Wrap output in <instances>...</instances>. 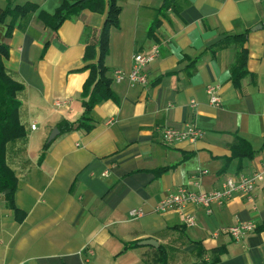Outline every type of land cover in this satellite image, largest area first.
I'll list each match as a JSON object with an SVG mask.
<instances>
[{"label":"crops","instance_id":"1","mask_svg":"<svg viewBox=\"0 0 264 264\" xmlns=\"http://www.w3.org/2000/svg\"><path fill=\"white\" fill-rule=\"evenodd\" d=\"M27 1L33 0H0V11L8 2ZM62 1H35L38 8L25 27H15L9 37L10 18L0 23V45L8 53L0 59L24 86L18 100L25 130L6 149L18 182L14 204L25 215L18 222L0 194V264H162L158 247L165 264L264 263V0H175L153 37L148 28L163 0H116L119 27L110 30L104 59L116 99L93 107V128L86 134L61 133L58 126L82 112L80 93L88 77L83 67L95 61H86L84 50L105 15L85 9L52 33L38 14H53ZM242 32L249 74L235 87L230 66L236 47L213 54L207 47ZM155 47L147 85L115 80L116 70L130 71L135 53ZM208 86L217 88V106L209 103ZM58 99L66 103L56 106ZM186 126L203 136L161 141L162 127ZM55 128L59 133L47 143ZM237 138L255 151L252 159L231 157ZM254 172L263 179L250 194H234L210 214L188 205L194 226H185L176 211H154L180 187L210 191L227 177ZM133 208L144 215L131 217ZM244 221L256 228L239 239L222 232ZM147 239L157 246L139 244ZM131 242L138 245L123 252ZM215 249L222 253L212 263Z\"/></svg>","mask_w":264,"mask_h":264},{"label":"trees","instance_id":"2","mask_svg":"<svg viewBox=\"0 0 264 264\" xmlns=\"http://www.w3.org/2000/svg\"><path fill=\"white\" fill-rule=\"evenodd\" d=\"M33 1H27L21 6H13L10 2L0 11V23H3L6 17L10 18V22L6 26V37L11 35L15 27L24 28L29 21L31 15L37 10L38 5ZM175 0H163L159 8V16L151 23L148 28V35L153 37V30L160 23V16L168 9H174ZM90 10L98 14H104V22L99 31L95 34L93 41L86 45L84 50V59L86 61L94 60L83 67L88 71V77L83 84L80 93V105L82 112L74 121L63 120L59 123L58 129L61 133L79 131L88 133L93 128L92 110L95 105L104 100H115V95L111 89V80L107 76V68L104 65V59L109 52V33L112 28L119 27L118 15L121 11L116 0H63L55 9L53 14L40 12L39 20L49 28L52 33L56 32L59 26L66 20L78 16L83 10ZM247 33L225 34L219 40L207 47L211 54L220 49L230 46L236 47L237 51L235 59L230 66V77L235 87L240 86V81L247 76V58L248 50L246 47ZM45 44L44 48L46 47ZM7 47L0 45V57L7 56ZM199 57L190 60V65L196 64ZM189 65V66H190ZM24 90L22 83L14 80L3 66L0 59V194L6 200V205L15 211V219L21 222L24 213L20 211L14 204V195L17 190V178L14 171L6 162L7 145L25 135V130L19 120L20 102L18 94ZM48 147L45 144L41 156ZM232 158L252 159L255 155L250 146L241 138L236 139V143L231 146ZM230 157V158H231ZM161 168L158 172L164 171ZM240 169V168H239ZM138 242L127 243L123 246V252L136 247ZM159 262L165 264L166 256L161 247H158ZM214 257L212 263L219 260L221 249L213 250ZM264 264V263H262Z\"/></svg>","mask_w":264,"mask_h":264},{"label":"built area","instance_id":"3","mask_svg":"<svg viewBox=\"0 0 264 264\" xmlns=\"http://www.w3.org/2000/svg\"><path fill=\"white\" fill-rule=\"evenodd\" d=\"M158 56V48H153L150 52H137L133 55L132 66L129 72L122 70L115 71V80L126 78L131 83L145 86L148 83L146 68L156 60ZM209 96V103L217 106L220 101L217 97L216 86H208L206 90ZM65 100H55V105L65 104ZM193 103V101H192ZM32 129L35 125L30 126ZM161 141L164 144H174L180 141H196L203 136V132L194 127L186 126L184 128L162 127L160 130ZM105 174V172H104ZM263 179L261 172H254L250 175L237 174L227 177L219 188L210 191L193 190L187 187H180L172 193L162 197L154 206V211L163 213L168 211H176L180 214L183 223L187 227L194 226L196 218L193 214L186 212L188 205L200 206L206 214L212 212L214 205H220L229 200L234 194L245 193L250 194L256 184ZM141 208H133L129 211L131 217H141L144 215ZM255 224L249 221L239 222L229 228L223 230L233 239H239L246 233L253 231Z\"/></svg>","mask_w":264,"mask_h":264},{"label":"water","instance_id":"4","mask_svg":"<svg viewBox=\"0 0 264 264\" xmlns=\"http://www.w3.org/2000/svg\"><path fill=\"white\" fill-rule=\"evenodd\" d=\"M58 133H59L58 129H56V128L53 129L51 131L48 139H47V143L51 142ZM139 244L140 245H151V246H154V247L157 246V243L154 240H151V239L140 241Z\"/></svg>","mask_w":264,"mask_h":264}]
</instances>
